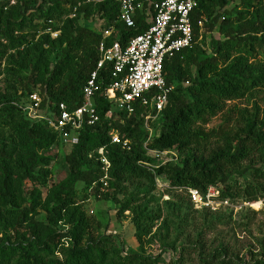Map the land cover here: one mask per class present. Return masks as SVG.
<instances>
[{
	"label": "trees",
	"instance_id": "obj_1",
	"mask_svg": "<svg viewBox=\"0 0 264 264\" xmlns=\"http://www.w3.org/2000/svg\"><path fill=\"white\" fill-rule=\"evenodd\" d=\"M142 1L147 8L148 1ZM225 1L199 0L191 12L193 45L165 61L170 93L161 112L153 106L137 105L135 113L127 115L116 110L101 92L96 94L99 121L80 130L79 141L66 156L69 175L51 185L44 196L39 187L47 184L51 172L37 167H47L52 157L45 153L56 144L63 145L61 136L45 120H33L24 111L30 93L36 90L28 85L21 90L0 86V130L13 134L17 154L13 157L0 148V234L13 230L24 239L8 245L0 242V264H156L148 256L122 255L124 240L117 234L100 232V221L83 206L92 193L101 192L100 147L111 162L108 186L112 179L156 186L157 176L163 175L176 191L187 186L204 191L224 183L220 188L223 197L244 196L243 201H254L264 196V111L261 113L259 107L239 114L226 110L229 101L255 97L264 87V0H240L235 16H223L224 37L213 40L212 54L206 55L198 40L205 39V28L210 24L212 30L211 22ZM89 9L117 24L122 44L149 26L145 12L136 16V26H126L119 20L115 0H21L7 9L0 8V67L3 62L16 66L15 71L25 75L27 83L39 86L38 92L51 111L62 102L69 108L83 102L82 89L96 66L102 40L100 33L79 23ZM63 11L74 16L66 17L61 26L55 24L61 32L52 38L44 30L52 25L48 21ZM25 70L29 74H24ZM103 75L106 86L109 77L107 72ZM111 108L113 113L108 116ZM148 113L159 116V129L151 136L145 127ZM219 114L223 121L206 130V124ZM239 117L243 127L229 134V125ZM114 132L127 141L126 147L112 141ZM219 137L224 139L223 145L207 156L200 153ZM146 142L150 149H175L178 158L163 161L149 152ZM251 159L260 165L252 170L253 180H246L239 190L227 172ZM26 180L33 188L29 207L23 206ZM127 210L135 214L136 237L141 240L151 231H144L147 225L159 216L148 213L141 204L134 206V198L121 203L119 211ZM40 211L47 214V223L36 218ZM59 223L66 228L60 229ZM240 264H264V251Z\"/></svg>",
	"mask_w": 264,
	"mask_h": 264
},
{
	"label": "rangeland",
	"instance_id": "obj_2",
	"mask_svg": "<svg viewBox=\"0 0 264 264\" xmlns=\"http://www.w3.org/2000/svg\"><path fill=\"white\" fill-rule=\"evenodd\" d=\"M239 2L240 0H226L225 6L218 9L217 16L211 22L212 30L210 29L211 24L205 28L207 30L205 39L203 41L199 39L198 42L206 55L212 54V41L221 40L224 37L221 31L223 16H235V6ZM72 16H74L73 13L63 11L60 17L54 19L55 24L61 26L65 23L66 17ZM34 21L37 22V20ZM79 23L100 33L102 40L118 39L117 24L101 17L94 9H89L85 15L82 14ZM111 27L113 28L111 35H108L107 32ZM0 69L3 70L0 75L2 89L10 86L14 90H21L22 87L28 85L29 88L38 92L39 86L27 83L25 75H19L15 71L16 66L3 62ZM7 69L9 71H6ZM24 74L29 73L25 70ZM257 107L263 113L264 87L255 94V97L229 101L226 110L233 109L231 111L235 110L239 114L254 112ZM150 116L148 119L145 118V127L150 134H153L159 129V116L153 114ZM222 121L223 115L219 114L212 118L205 128L211 130ZM243 125L244 122L239 117L229 125L227 132L233 135L239 132ZM13 140L10 130H0V148L9 154L13 153V157H16L17 154L13 151L15 144ZM224 142L221 137L213 139L200 150V153L207 156L212 149L223 145ZM70 149L64 144H56L45 153L51 156L52 160L47 167L44 165L37 167V170L44 171L48 168L51 172L46 181L47 184L39 187L43 196L51 185L59 183L69 175L66 156ZM259 165L260 162L255 159L245 160L235 169L228 171L231 184H237L239 190H242L240 188L246 180H253L252 170ZM157 177L160 185L156 186L145 181L127 182L112 179L110 181L112 184L101 190L100 195L92 193L83 201L87 213L100 221V232L117 234L124 240L125 248L122 255L134 253L148 256L153 258L156 264H240L262 255L264 251V196L250 201V205L239 209L222 207L215 211L200 210L194 208L185 193L165 186L164 183H168V180L163 175ZM218 185L220 188L225 187L224 183ZM79 186L83 185L79 183ZM23 190L25 196L23 206L29 207L33 188L28 180L25 181ZM128 198H134V206L141 204L142 207L147 208L148 213L159 216L151 226L147 225L144 231H151L141 240L136 237L137 227L132 210L119 211L121 203ZM235 198L242 203L244 196ZM36 218L45 223L48 222L44 211H40ZM58 225L60 229L66 228V225L62 223ZM19 239L24 242L20 234L13 230L0 234V242H5L7 245L17 243Z\"/></svg>",
	"mask_w": 264,
	"mask_h": 264
},
{
	"label": "built area",
	"instance_id": "obj_3",
	"mask_svg": "<svg viewBox=\"0 0 264 264\" xmlns=\"http://www.w3.org/2000/svg\"><path fill=\"white\" fill-rule=\"evenodd\" d=\"M20 1L0 0V8L7 9ZM115 1L120 8L119 20L128 27L136 26L135 18L139 12L147 13V29L132 36L126 44L118 39L101 40L98 45L99 58L82 89L83 102L79 106L69 108L62 102L56 105V110L51 111L49 104H44L37 91L30 93L23 106L31 119L45 120L59 133L62 143L70 148L79 141L80 130L86 124L92 125L99 121L94 101L98 92L111 101L116 110L127 115L134 114L137 105L153 106L157 113L161 112L168 104L170 93L164 73L165 61L193 45L191 12L199 0H147V8L142 0ZM48 23L53 26H47L45 33L57 38L61 30L54 27L53 19ZM112 27L108 30V35H111ZM104 72L109 77L106 86H103ZM112 113V108L107 111L108 116ZM149 117L150 113L145 115V118ZM112 141L122 143L124 147L127 145V141H122L115 132ZM145 147L163 161L178 158V151L175 149H150L147 142ZM98 154L102 169L101 190H104L110 179L111 162L105 155L104 147L98 149ZM164 184L170 186L169 182ZM156 185H160L158 177ZM179 190L188 196L194 208L200 210L215 211L222 207L239 209L251 204L250 201L239 203L237 199L223 197L217 185H210L204 191L188 186Z\"/></svg>",
	"mask_w": 264,
	"mask_h": 264
}]
</instances>
